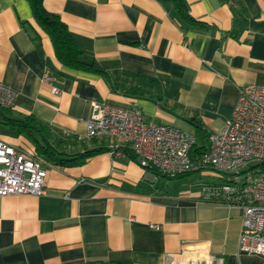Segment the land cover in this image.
<instances>
[{"label":"crops","instance_id":"1","mask_svg":"<svg viewBox=\"0 0 264 264\" xmlns=\"http://www.w3.org/2000/svg\"><path fill=\"white\" fill-rule=\"evenodd\" d=\"M181 3L183 17L171 1L42 0L88 65L69 66L29 0H0V81L18 92L0 114V139L47 167L40 195L0 196V264H167L206 252L260 264L238 252L240 209L202 197V183L220 180L213 172L156 173L126 145L114 154L115 139L86 137L93 101L136 103L145 119L193 133L196 154L230 118L239 88L264 84V0ZM25 116L44 132L4 122ZM44 140L66 153L102 149L60 166L38 150Z\"/></svg>","mask_w":264,"mask_h":264},{"label":"built area","instance_id":"2","mask_svg":"<svg viewBox=\"0 0 264 264\" xmlns=\"http://www.w3.org/2000/svg\"><path fill=\"white\" fill-rule=\"evenodd\" d=\"M51 83L53 77L44 74ZM51 91L58 89L51 86ZM18 92L0 81V106L12 108ZM88 138H111L116 155L126 145L138 164L167 175L208 170L217 182L202 183V197L233 205L241 211L238 252L259 255L264 264V84L248 83L239 88L230 118L207 144L192 154L193 133L171 124L145 119L136 103L120 107L93 101L85 121ZM47 167L32 151L0 139V196L43 192ZM156 227V225H151ZM185 251L182 252L184 254ZM167 264H229L224 257L200 253Z\"/></svg>","mask_w":264,"mask_h":264},{"label":"trees","instance_id":"3","mask_svg":"<svg viewBox=\"0 0 264 264\" xmlns=\"http://www.w3.org/2000/svg\"><path fill=\"white\" fill-rule=\"evenodd\" d=\"M171 1L177 14L185 15V9L181 3V0H162ZM227 2H233L234 0H221ZM32 16L36 23L48 34L54 48V52L57 58L66 65L69 66H88L81 58V51L78 48L75 40L69 33L66 24L61 20L58 14L46 10L42 4V0H29ZM10 108H4L0 106V114L4 115L6 111ZM11 128L16 129L20 133L33 134L36 131H41L42 133L44 126L42 123L37 122L31 116H25L20 118H7L4 120ZM207 136V135H206ZM196 144V143H195ZM195 146V145H194ZM193 146V148H194ZM37 148L42 153L46 154L48 159L52 161L51 163L55 165H68V164H82L88 157L100 151L102 148L85 150L82 153L73 152L66 153L61 150H57L56 147L52 146L49 142L45 140L37 145ZM192 148V150H193ZM127 153L135 158L132 151L127 150ZM156 173H160L155 168L150 169ZM188 172L172 175V177H177L178 175H183ZM164 174V173H163ZM167 175V174H166Z\"/></svg>","mask_w":264,"mask_h":264},{"label":"rangeland","instance_id":"4","mask_svg":"<svg viewBox=\"0 0 264 264\" xmlns=\"http://www.w3.org/2000/svg\"><path fill=\"white\" fill-rule=\"evenodd\" d=\"M213 175H215V173H214ZM252 262H253V261H252ZM261 262H262V260H261ZM261 262H260V264H261Z\"/></svg>","mask_w":264,"mask_h":264}]
</instances>
